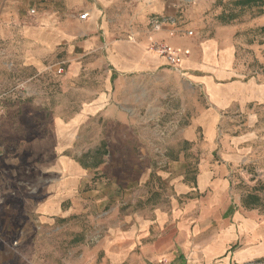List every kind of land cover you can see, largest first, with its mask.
<instances>
[{
  "label": "crops",
  "instance_id": "1",
  "mask_svg": "<svg viewBox=\"0 0 264 264\" xmlns=\"http://www.w3.org/2000/svg\"><path fill=\"white\" fill-rule=\"evenodd\" d=\"M180 1L0 0V99H24L26 92L14 84L24 83L31 93L36 83H46L44 117L14 125L0 118V158H8L3 148L11 144L13 158L27 164L11 177L37 180L18 189L17 206L0 207V264H23V239L34 233L37 241L56 220L82 210L77 194L88 172L76 158L77 148L88 145L80 133L99 127L100 117H124L111 105L119 93L115 83L155 71L174 73L191 115L181 137L207 154L190 184L177 183L168 205L100 221L95 238L85 233L81 264L264 262V209L243 203L234 185L242 158L264 147V73L242 61L244 46L246 57L263 62L264 36L244 42L241 26H203L179 10ZM254 25L264 27V15ZM152 41L188 51L177 70L149 48ZM11 110L0 108V115ZM6 191L0 187V196ZM14 227L20 236L6 239Z\"/></svg>",
  "mask_w": 264,
  "mask_h": 264
},
{
  "label": "rangeland",
  "instance_id": "2",
  "mask_svg": "<svg viewBox=\"0 0 264 264\" xmlns=\"http://www.w3.org/2000/svg\"><path fill=\"white\" fill-rule=\"evenodd\" d=\"M262 2L264 0L249 4H242V0H181L179 10L189 17L194 14L203 26L213 23L241 26L242 41L248 42L264 36V27L254 25V21L264 15ZM247 53L248 50L242 46V61L247 62L251 71L264 73V60L259 64L254 58L246 57ZM53 69L56 75L60 74L57 66ZM173 74L140 72L115 83L113 91L118 90L119 93L111 105L124 117L120 120L100 117L97 120L99 127H88L80 133L88 145L77 148L76 158L88 172L77 194L82 210L66 219L56 220L53 229H44L37 241L34 233L23 239L19 245L24 256L21 259L23 264H81L78 247L82 236L86 233L95 238L98 226L102 224L98 222L114 216L123 218L158 204L168 205L176 197L178 182H192L198 163L205 158L207 151L181 137L182 128L188 124L191 115L185 109L188 101L179 90ZM12 88L27 95L22 100L2 98L0 108L13 110L19 106L33 111L29 115H20L11 110L7 116L0 115L1 119L6 117L14 125L31 124L34 118L44 117L40 109L46 103L43 98L46 83H36L31 93L24 83L14 84ZM58 101L68 105L78 100L56 99ZM3 151L8 158H0V172L6 171L9 178L0 177V187L8 190L0 196V207L8 205L13 208L18 205L20 188L35 186L37 180L31 175L20 180L16 175L12 178L11 173L16 171L21 176L27 164H23L20 158H13L14 145L9 144ZM242 159V166L236 168L234 185L242 192L243 203L264 209V147L256 152L254 158ZM3 212L7 215L6 211ZM17 218L22 220L20 213ZM25 218L23 216V220ZM18 231L19 227H14L4 237L16 239L20 236Z\"/></svg>",
  "mask_w": 264,
  "mask_h": 264
},
{
  "label": "built area",
  "instance_id": "3",
  "mask_svg": "<svg viewBox=\"0 0 264 264\" xmlns=\"http://www.w3.org/2000/svg\"><path fill=\"white\" fill-rule=\"evenodd\" d=\"M86 15H87L86 13H83L79 17L85 18ZM189 34H191V32H189ZM149 48L157 52L159 56L163 57L167 65H169L171 68L175 70L178 69L181 60L184 58V56L188 54L187 50L175 48L163 41L160 42L152 41L149 44Z\"/></svg>",
  "mask_w": 264,
  "mask_h": 264
},
{
  "label": "trees",
  "instance_id": "4",
  "mask_svg": "<svg viewBox=\"0 0 264 264\" xmlns=\"http://www.w3.org/2000/svg\"><path fill=\"white\" fill-rule=\"evenodd\" d=\"M253 1H256V0H242V4H249L250 2H253Z\"/></svg>",
  "mask_w": 264,
  "mask_h": 264
}]
</instances>
